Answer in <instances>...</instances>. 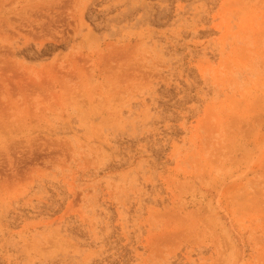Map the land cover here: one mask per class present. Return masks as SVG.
Wrapping results in <instances>:
<instances>
[{
    "label": "rangeland",
    "instance_id": "1",
    "mask_svg": "<svg viewBox=\"0 0 264 264\" xmlns=\"http://www.w3.org/2000/svg\"><path fill=\"white\" fill-rule=\"evenodd\" d=\"M0 264H264V0H0Z\"/></svg>",
    "mask_w": 264,
    "mask_h": 264
}]
</instances>
